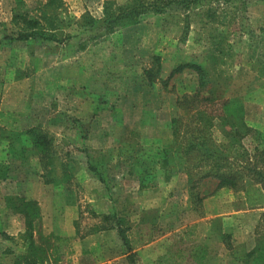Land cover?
<instances>
[{
    "label": "rangeland",
    "instance_id": "374dc122",
    "mask_svg": "<svg viewBox=\"0 0 264 264\" xmlns=\"http://www.w3.org/2000/svg\"><path fill=\"white\" fill-rule=\"evenodd\" d=\"M111 1L122 5L130 0ZM103 2L57 0L62 29L55 33L56 41L39 46L37 37L29 43L38 55L43 53L45 65L49 61V67L43 73L38 70L32 81L19 79L36 73L34 53L18 42L0 45V127L9 131L38 128L50 139L55 158V170L50 171L34 153L23 161L7 160L6 144L0 145V163L10 167L5 179H0V264H12L26 252L27 244L23 217L6 208L7 196L38 203L40 219L34 222L32 235L45 251L44 264H80L86 260L85 250L95 264H132L131 256L133 264H168L173 259L167 255L185 246L176 234L197 222V238L207 240L209 248L203 264H253L247 254L264 237V207H245L227 188H220L222 204L217 205L213 196L219 189L213 179L190 190L185 170L193 175L207 170L196 155L194 162L186 163L179 156L180 163L160 168L157 185L149 190L138 188L144 168L134 163L143 158L156 166L162 148L171 142H181L178 146L183 147L192 130L203 128L199 113L213 116L220 113L223 100L235 99L243 103L252 131L243 148L227 153V161L233 171L246 172L243 164L251 163L264 174V0H199L196 9L171 6L160 15L146 14L143 27L152 30L145 35L140 31L145 49L131 43L132 29L103 34L99 28L91 31L77 24L87 14L99 19ZM21 4L14 7L20 25L11 22L8 28L13 38L17 27L26 26L20 21L40 19L44 0ZM207 9L215 12L216 21ZM8 13L9 5L0 0V17L8 18ZM52 14L51 6L46 16ZM11 44L12 50L3 51ZM147 44L151 51L146 50ZM156 57L160 73L150 74L149 82L145 71L154 72ZM186 62L204 66L208 84L203 100L183 106L178 99L194 96L198 90L196 73L185 70L167 78L175 66ZM172 117L179 120L174 141ZM23 138L28 146L27 137ZM213 138L219 144L227 142L217 129ZM88 159L100 164L104 183L87 167ZM62 162L70 164L73 177L63 186L49 188L41 175L49 171L60 176ZM65 187L67 194L58 195L57 190ZM240 209L245 212L233 220L226 214ZM105 214L110 220L103 219ZM117 218L122 228H129L128 244H123L116 230ZM141 218L157 223L155 237L143 243L137 242L133 232ZM213 220H219V230L224 231L218 238L219 227L211 224Z\"/></svg>",
    "mask_w": 264,
    "mask_h": 264
},
{
    "label": "trees",
    "instance_id": "16d2710c",
    "mask_svg": "<svg viewBox=\"0 0 264 264\" xmlns=\"http://www.w3.org/2000/svg\"><path fill=\"white\" fill-rule=\"evenodd\" d=\"M20 1V0H19ZM57 0H48L43 10V19L46 21L45 28L47 31H41L42 24L40 19L30 18L26 21L23 19L26 25L21 33L15 37L17 40L37 39L42 38L45 42H55V33L62 29V19H58L55 6ZM201 5L199 0H130L127 3L119 5L111 0H105L103 4L102 17L100 19L92 18L91 16L83 15L80 23L82 29L94 31V28L101 29L103 34L114 33L118 29L133 26L139 23L142 17L146 14L160 15L167 11L171 6L177 9H196ZM54 9V14L45 16L46 9ZM211 12V20L216 21L214 17L215 12L207 9V13ZM42 19V18H41ZM79 26V27H80ZM156 68L154 72L150 69L145 71L148 74V81L151 82L154 73H160L159 58L154 59ZM194 71L198 78V90L194 96H183L178 99L177 103L190 104L193 102H200L203 100V92L207 87V73L199 63L186 62L175 66L168 75L167 79H171L173 76L182 73L183 71ZM151 74V75H150ZM207 94H210L207 92ZM212 100V97H211ZM186 104V105H187ZM184 106V105H183ZM187 108V106H185ZM219 113V112H218ZM210 116L207 112L199 113L198 119L203 121V128H196L195 131L190 132V137L185 139L184 146H181V142H171L167 144L161 151L157 153L161 158L157 159V165H153V162L148 159L138 158L134 163L135 166L143 167V174L148 178H143V174L140 177L139 189H149L150 187H156V172L160 168H170L173 161L180 163L181 159L179 156L189 163L196 155L201 163H204L207 170L200 172L199 175H193L188 169L185 170L187 175V182L191 185L192 191H194L200 184L206 179H213L216 181V189L227 188L231 189L235 194V197L242 201L245 207L248 208H263L264 207V174L256 166H252L251 163L248 165L243 164V169L246 172L233 171L227 161V153L236 147L244 145V139L250 134L252 128L248 126L245 119V110L242 102L235 99L223 100L221 104V110L218 114ZM208 115V116H207ZM173 141L178 136L179 120L178 117H172L171 120ZM222 134V137L227 141L225 144H219L213 138L214 130ZM24 137L28 139V146L24 142ZM6 143L7 160H19L23 161L28 158L29 155L35 154L37 160L45 162L46 169L54 171V155L51 150V141L46 134L39 131L38 128H30L27 131H9L3 127H0V144ZM178 144L180 146H178ZM178 148V149H176ZM179 160V161H178ZM194 162V161H191ZM61 165V175L53 176L51 172L47 171L48 175H41L45 184L53 185H65L66 182L71 180L73 173H71L69 163H59ZM150 164H152L150 166ZM178 165V164H177ZM87 167L95 174V176L104 183V178L101 175L100 164L96 160H89ZM10 167L7 163H0V179H5L7 172ZM203 170V169H202ZM201 170V171H202ZM170 173L165 175V180L170 178ZM248 173V174H246ZM193 175V176H192ZM247 175V176H246ZM144 176V177H145ZM249 176V177H248ZM250 181V182H249ZM67 190L68 188L65 187ZM201 198H198L200 201ZM5 206L12 213H18L23 217L25 226V241L26 252L21 256L13 260L12 264H44L45 251L42 246L35 244L33 240L32 230L33 224L36 220L40 219V208L38 203L34 199L26 197L14 198L7 196L5 198ZM264 217V212L261 214ZM119 218V217H118ZM116 219V230L118 231L119 237L123 241V244H128L129 228H122L120 226V219ZM104 220H110L109 214L103 216ZM138 223L136 234L139 236L137 242L143 243L150 241L155 237L154 231L157 228V223H152L151 220L142 219ZM152 221V222H150ZM218 220H216L217 222ZM219 222V221H218ZM195 226L188 227L184 232L183 236H180L178 240L181 244H185L184 248H179L175 253L176 258L180 257V261L183 262L186 257L190 258L191 262L202 264L206 257L205 247L201 244L194 243L191 236L193 235ZM160 229V228H159ZM147 230V232H145ZM223 236V235H222ZM225 237V242L228 238ZM66 241L64 238H59V241ZM226 244V243H225ZM130 249V248H129ZM57 251V250H56ZM84 255L87 256L85 262L80 264H95L90 260L89 253L85 250ZM172 254V255H173ZM247 256L253 257V264H264V237L262 236L256 241L254 248L248 252ZM133 264V256L130 259ZM175 261V260H174ZM178 264H181V262Z\"/></svg>",
    "mask_w": 264,
    "mask_h": 264
},
{
    "label": "crops",
    "instance_id": "0c3cea01",
    "mask_svg": "<svg viewBox=\"0 0 264 264\" xmlns=\"http://www.w3.org/2000/svg\"><path fill=\"white\" fill-rule=\"evenodd\" d=\"M2 2H4V3H7V5H9V17L8 18H1L0 17V45H2L3 44V42H6V44H9V43H12V42H14V43H21V45H25V47H27L26 48V50L27 49H30V50H27L29 53H34V61H33V64H32V68H35V74L33 73V74H23L22 75V77L19 79L20 80V82L21 83H27V82H29V81H32L33 80V77H35L36 78V76L37 75H39L38 74V70L41 72V73H43L45 70V66L46 67H49L48 66V64H49V61H47V63H46V65H45V60H44V55H43V53L41 54V55H38L37 53H36V51H35V49H31V46H29V43L32 41V39L30 38V39H27V40H17L15 37L13 38V37H11L10 36V34H9V27H10V25H11V22H12V26L14 25V24H17L18 22H19V20L17 19V16H14V14H16V11H15V9H14V7L16 8V5H22L21 4V2L23 1V0H1ZM103 1V0H102ZM105 1V0H104ZM47 2H48V0H44V5H43V7L42 8H40V12H41V14L43 15L44 13H43V10H44V6H45V4H47ZM103 4H104V2H103ZM53 7H55L54 5H53ZM14 9V10H13ZM102 9H103V6H102ZM40 14V15H41ZM152 15H154V14H152ZM45 16H46V14H45ZM44 17V16H43ZM43 17L41 16V17H39L40 18V21H41V24H42V28L43 29H41L42 31H47V29L48 28H45V26H46V21L43 19ZM47 17V16H46ZM102 17V16H101ZM100 17V18H101ZM42 18V19H41ZM99 18V19H100ZM143 19H141V21L139 22V23H137V24H135V25H133V26H131L130 28L129 27H125V29H132L131 31H132V33H134V34H132L133 35V41L131 42L132 44H133V46L135 47V46H138V48L137 49H141V48H139V45L140 46H142V48H144L145 49V46H144V43L140 40V38L142 37V35L140 34V31L141 30H144V34L143 35H145V31L146 30H148V31H151L152 29L151 28H148V27H143V24L145 23V17L143 16L142 17ZM13 20V21H12ZM5 21H8V22H5ZM10 21V22H9ZM20 23H24L23 22V20L22 21H20ZM18 25H20L19 23H18ZM15 26V25H14ZM157 28H158V30H157ZM156 29H154V30H157V31H159V29H160V31H161V28H159V27H157ZM124 29V28H123ZM23 30H25L24 28H22L21 26L20 27H17L16 28V30H14V31H17V34H19V33H21ZM26 31V30H25ZM125 31H127V30H125ZM131 31H129V32H131ZM139 31V32H138ZM159 31V32H160ZM129 32H125L126 34L127 33H129ZM53 33H56L55 31H53ZM138 33V34H137ZM125 34V35H126ZM65 35H69V34H65ZM141 35V36H140ZM37 40V39H36ZM39 41H41V44L40 43H38L37 42V45H44V40L41 38V40H39ZM23 43V44H22ZM150 46L147 44V48H146V50H149L150 49V51H151V48H149ZM12 48H13V45L11 44V45H9L8 47H3V51L4 50H6V49H11L12 50ZM136 48V47H135ZM9 57V56H8ZM12 58V57H11ZM14 58H15V56H14ZM4 61H6V58H5V60ZM9 61H11V59H9ZM22 58L20 59V62H21V64H22ZM6 63H8L9 64V62H5V64ZM42 63V64H41ZM41 64V65H40ZM53 64H54V62H53ZM10 65V64H9ZM23 66V65H22ZM21 67V66H20ZM37 69V70H36ZM54 73V72H53ZM34 78V79H35ZM83 108H84V106H83ZM27 113V112H26ZM27 115V114H26ZM25 115V116H26ZM31 127V126H30ZM6 128V127H5ZM15 131V130H14ZM3 143V144H2ZM0 145H1V147H3V146H5V142H2ZM1 150V149H0ZM5 152V151H4ZM63 163V162H62ZM39 177V176H38ZM41 179L43 180V178L41 177ZM49 188H51V187H54V188H58L60 185H53V184H51V183H49V184H46ZM57 186V187H56ZM223 189V188H222ZM143 190H146V189H143ZM147 190H149V189H147ZM58 191V195H64V194H67V192H68V190L66 189V188H63V190H62V188H61V190H57ZM222 191L223 190H221V189H219L218 190V192L213 196V201L214 202H216V204L217 203H221V198H220V195H221V193H222ZM232 200H230V202H231ZM222 204V203H221ZM39 205H40V203H39ZM218 205V204H217ZM147 207L148 208H150V206H148L147 205ZM151 207H154V206H151ZM153 209V208H152ZM148 210V209H147ZM146 210V211H147ZM242 212H245V210H234V211H232V212H228V213H226L227 214V216H232L231 217V219L233 220V216L234 215H237V214H239V213H242ZM214 216V215H213ZM213 216H212V218H213ZM218 216H221V215H217V216H214V217H218ZM225 219V218H224ZM229 217H226V219H225V221L227 222V224L230 226V225H232L231 223V220ZM228 220L230 221V222H228ZM219 221V220H218ZM218 221L216 222V220H213V222H211V224L212 225H214V223H215V225H216V223H217V227H219V228H217V231H216V236H217V238L218 237H220V233L221 232H224V231H222V229L221 230H219L220 229V225L218 224ZM202 222V221H201ZM221 223V222H220ZM138 225V224H137ZM195 227H196V225H197V227H198V222H197V224H193ZM138 227V226H137ZM135 234H136V230H134L133 231ZM183 232L184 231H179L176 235L178 236L176 239L177 240H179L180 239V236H183ZM198 232L199 231H197V229L195 228L194 229V232H193V235L191 236V239H193V241H194V243H198V244H201V245H203L204 247H205V250L207 251L209 248H208V245H207V240L206 241H199V239L197 238V236H198ZM137 235V234H136ZM69 237V236H68ZM139 237V236H138ZM214 237V236H213ZM203 240V239H202ZM185 245V244H184ZM169 258H171V259H173L172 260V262H170L169 261V263L168 264H178V262L180 261V257H177L176 258V256H175V254H173V255H171V254H168L167 255ZM187 259H185V261H188V262H181V264H199V263H195V262H191V261H189V259L190 258H188V257H186ZM206 258V257H205ZM175 260V261H174ZM158 264V263H157ZM203 264V263H202Z\"/></svg>",
    "mask_w": 264,
    "mask_h": 264
}]
</instances>
